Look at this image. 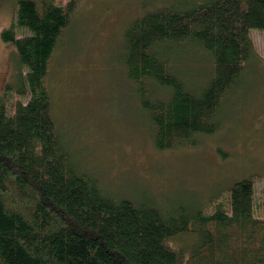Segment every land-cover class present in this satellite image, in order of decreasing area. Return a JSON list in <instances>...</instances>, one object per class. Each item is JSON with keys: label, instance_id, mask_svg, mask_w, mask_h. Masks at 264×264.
<instances>
[{"label": "trees", "instance_id": "1", "mask_svg": "<svg viewBox=\"0 0 264 264\" xmlns=\"http://www.w3.org/2000/svg\"><path fill=\"white\" fill-rule=\"evenodd\" d=\"M140 1L142 14L124 32L127 80L137 85L157 150L196 145L222 127L228 97L245 83L257 56L251 30L264 31V0H165L150 9ZM77 7L78 0L66 7L19 0L2 32L27 73L0 96V264H264L252 178L235 182L224 202L218 193L204 212L116 195L76 161L56 127L47 78ZM186 44L212 57L213 75L199 92L169 68L168 54ZM151 82L168 98H152ZM14 91L28 101L10 104ZM184 235L194 238L187 255L174 244Z\"/></svg>", "mask_w": 264, "mask_h": 264}, {"label": "rangeland", "instance_id": "2", "mask_svg": "<svg viewBox=\"0 0 264 264\" xmlns=\"http://www.w3.org/2000/svg\"><path fill=\"white\" fill-rule=\"evenodd\" d=\"M53 1L63 7L68 3ZM139 1L78 0L74 21L59 41L47 78L60 135L76 161L82 165L79 158L84 157L87 172L116 195L164 206L166 201L191 204L212 212L210 199L219 193L218 200L224 202L235 182L252 178L255 215L264 219V31L251 30L257 56L245 70V83L227 99L220 115L222 127L212 135L198 136L196 145L159 151L123 62L124 32L143 12ZM144 1L150 9L165 0ZM3 3L0 96L9 86L17 88L27 73L18 66L15 47L1 36L14 21L18 0ZM27 34L19 30V36ZM176 49L178 53L168 54L170 71L192 92H199L213 75L212 57L190 44ZM148 87L152 98L169 96L168 89L152 82ZM9 94L10 104L25 101L15 91ZM193 242L190 235L174 240L186 255Z\"/></svg>", "mask_w": 264, "mask_h": 264}, {"label": "bare ground", "instance_id": "3", "mask_svg": "<svg viewBox=\"0 0 264 264\" xmlns=\"http://www.w3.org/2000/svg\"><path fill=\"white\" fill-rule=\"evenodd\" d=\"M18 1H19V0H18ZM35 1H36V0H35ZM141 3H142V2L139 1L138 5H141ZM3 4H4V3H3V0H0V8L3 6ZM17 5H18V3H17ZM0 12H1V10H0ZM15 13H16V12H15ZM14 18H15V17H14ZM72 21H74V17H71L70 25H69L66 29H68V28L71 26V24H72L71 22H72ZM10 27H11V26H10ZM10 27H9V28H10ZM9 28H7V29H9ZM7 29H4V30H7ZM66 29L63 30V33L66 31ZM4 30H3V31H4ZM63 33H62V35H63ZM27 35H28V34H27ZM62 35H61V37H62ZM1 36H2V35H1ZM61 37H60V39H61ZM60 39H59V40H60ZM58 44H59V43H58ZM57 46H58V45H57ZM15 51H16V49H15ZM15 55H16V59H17L16 61H17V63H18V55H17V51H16ZM53 57H54V54L52 55L50 61H52ZM163 60H164V59H163ZM167 60H168V58H167ZM131 86L133 87L134 92L136 93V91H137V85L134 86V84H133V85H131ZM23 98H24V97H23ZM24 99H25L24 102H27V101H28V98H24ZM81 158H82V159H81ZM81 158H79L80 160H82L81 163H82L83 166L80 164L81 167L83 168V170L88 171L87 168H84V167H87V166H88V161H87L84 157H81ZM89 171H90V170H89ZM92 174H93L94 177H96V175H95L93 172H92ZM96 178H97V177H96ZM139 190H140V189H139ZM139 192H141V190H140ZM123 197H126V196H123ZM126 198H128V197H126ZM128 199L133 200V199H131V198H128ZM142 199H143V198H142ZM134 201H136V200H134ZM168 203H169V202L166 201V205L171 206V203H170V204H168Z\"/></svg>", "mask_w": 264, "mask_h": 264}]
</instances>
